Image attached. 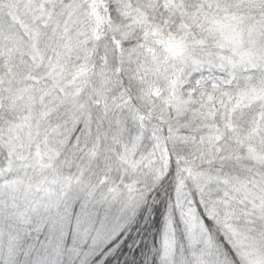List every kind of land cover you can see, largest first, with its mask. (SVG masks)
I'll return each instance as SVG.
<instances>
[{
  "label": "snow or ice",
  "instance_id": "snow-or-ice-1",
  "mask_svg": "<svg viewBox=\"0 0 264 264\" xmlns=\"http://www.w3.org/2000/svg\"><path fill=\"white\" fill-rule=\"evenodd\" d=\"M0 264H264V0H0Z\"/></svg>",
  "mask_w": 264,
  "mask_h": 264
}]
</instances>
